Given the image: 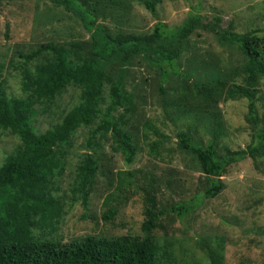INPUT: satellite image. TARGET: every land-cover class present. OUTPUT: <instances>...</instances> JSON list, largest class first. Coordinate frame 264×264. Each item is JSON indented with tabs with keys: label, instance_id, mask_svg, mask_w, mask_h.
<instances>
[{
	"label": "trees",
	"instance_id": "trees-1",
	"mask_svg": "<svg viewBox=\"0 0 264 264\" xmlns=\"http://www.w3.org/2000/svg\"><path fill=\"white\" fill-rule=\"evenodd\" d=\"M50 1L74 13L91 35L89 39L44 42L27 53L19 52L25 59L18 66L24 96L5 93L0 64V129L19 139L0 164V264H172L173 258L166 249L160 255L153 232L162 226L164 215L172 217L170 213H174L176 218L185 217L193 210L194 201L196 204L202 201L200 194H194L190 201H177L161 208L155 195H146L141 236L86 235L63 243L53 236V231L64 213L65 191L62 192L59 185L65 170L64 148L71 144L75 130L96 121V126L89 131L86 146L95 143L99 132L110 131L125 162L129 164L134 160L137 150L131 135L117 126L116 119L134 108V96L124 87V77L129 61L139 56L159 69L160 95L165 94L164 84L170 74L177 77L180 84L174 91L178 96L166 99V105L180 107L183 113L188 111V105L211 116L217 128L211 130V139L206 145L194 142L188 131H180L178 138L181 148L194 154L207 179L203 197L216 196L224 187L220 177L229 165L245 158H250L256 169L264 164V115L259 116L256 106L257 86L264 76V37L257 33L261 30L238 32L233 23L223 27L219 19L205 20L196 11L172 29H166L164 23L157 20L147 33L113 32L99 20L111 15L122 0ZM139 1L157 16L159 0ZM197 30L212 33L220 45L234 46L241 54L240 63L212 81L185 74L177 61ZM27 63L31 64L27 66ZM113 66L117 67L116 73L112 71ZM228 75L233 79L239 76L241 81L230 82ZM69 86L78 89L77 102L63 110L61 120L38 132L33 118L38 113L36 108L40 107L45 113ZM106 86L107 98L104 96ZM242 97L247 99L245 120L252 128L251 140L244 148L223 147V152H219L221 127L213 107L219 98ZM113 112H117L116 118ZM155 131L159 130L155 128ZM158 143L154 142L151 149L156 150ZM97 169L98 157L84 151L76 178L68 186L85 208ZM132 174V171H116L108 186L114 185V190L132 186ZM115 199L114 191L104 196L100 214L103 221L115 217L118 211L113 205ZM206 251L213 252L210 247ZM218 263L217 259L214 264Z\"/></svg>",
	"mask_w": 264,
	"mask_h": 264
},
{
	"label": "rangeland",
	"instance_id": "rangeland-1",
	"mask_svg": "<svg viewBox=\"0 0 264 264\" xmlns=\"http://www.w3.org/2000/svg\"><path fill=\"white\" fill-rule=\"evenodd\" d=\"M119 6L105 20H99L113 32L147 33L157 20L163 22L166 29H172L189 13L197 11L205 20L219 19L223 27L233 23L238 32L259 29L257 33L264 37V0H159L157 16L139 0H122ZM90 35L74 13L50 0H3L0 3V64L5 93L24 96L18 66L25 59L19 52L27 53L44 42L89 39ZM241 60L234 46L220 45L212 33L197 30L190 36L188 47L177 62L189 77L212 81L224 76L225 72L228 74ZM116 70L113 66V73ZM124 78V87L134 96V108L116 122L122 131L131 135L137 150L134 160L129 164L125 162L110 131L99 132L95 143L86 146L89 131L96 126V121L75 130L71 144L64 148L65 170L59 184L61 191H65L64 213L53 236L63 243L86 235L128 233L141 236L146 195H155L161 208L177 201H190L199 193L202 201L198 204L194 201L193 210L185 217L179 219L170 213L172 217L164 215L161 219L162 226L153 232L160 255L166 249L173 258L172 264H214L217 259L218 264H264V164L256 169L252 160L245 158L229 165L220 177L223 189L214 197H203L207 179L194 154L181 148L178 134L188 131L194 142L206 145L211 139V130L217 128L211 116L188 105L185 113L180 107L166 105V99L178 96L174 91L180 84H177V77L170 74L164 84L165 94L160 95L159 69L139 56L129 61ZM227 78L230 82L241 81L239 76L233 79L228 75ZM257 90L256 106L261 116L264 115V76ZM54 100L52 108L45 113L36 106L38 113L33 118L38 132L61 120L63 110L77 102L78 89L69 86ZM213 109L221 127L218 151L223 152V147L244 148L252 132L245 120L247 99L219 98ZM117 115L113 112L114 118ZM154 142H159L156 150L151 149ZM18 143L15 135L0 129V164ZM84 151L98 157L87 208L68 190L76 178ZM122 170L133 172V185L114 190V185L109 187L108 181L112 174ZM109 191L116 193L113 205L118 211L112 220L103 221L101 204ZM208 247L213 252L208 253Z\"/></svg>",
	"mask_w": 264,
	"mask_h": 264
}]
</instances>
